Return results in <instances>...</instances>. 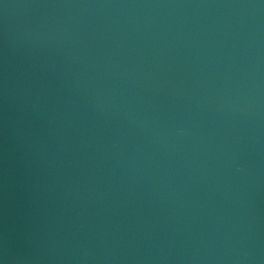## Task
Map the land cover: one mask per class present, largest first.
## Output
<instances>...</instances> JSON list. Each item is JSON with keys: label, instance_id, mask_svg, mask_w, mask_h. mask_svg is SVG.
<instances>
[{"label": "water", "instance_id": "obj_1", "mask_svg": "<svg viewBox=\"0 0 264 264\" xmlns=\"http://www.w3.org/2000/svg\"><path fill=\"white\" fill-rule=\"evenodd\" d=\"M0 264H264V0H0Z\"/></svg>", "mask_w": 264, "mask_h": 264}]
</instances>
